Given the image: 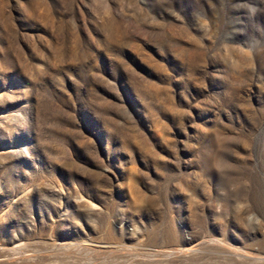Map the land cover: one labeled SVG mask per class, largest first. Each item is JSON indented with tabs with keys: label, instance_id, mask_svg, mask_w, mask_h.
<instances>
[{
	"label": "rangeland",
	"instance_id": "374dc122",
	"mask_svg": "<svg viewBox=\"0 0 264 264\" xmlns=\"http://www.w3.org/2000/svg\"><path fill=\"white\" fill-rule=\"evenodd\" d=\"M0 264H264V0H0Z\"/></svg>",
	"mask_w": 264,
	"mask_h": 264
},
{
	"label": "bare ground",
	"instance_id": "6f19581e",
	"mask_svg": "<svg viewBox=\"0 0 264 264\" xmlns=\"http://www.w3.org/2000/svg\"><path fill=\"white\" fill-rule=\"evenodd\" d=\"M187 249H191V248H187Z\"/></svg>",
	"mask_w": 264,
	"mask_h": 264
}]
</instances>
